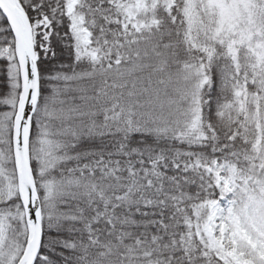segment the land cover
<instances>
[{
	"label": "snow or ice",
	"instance_id": "1",
	"mask_svg": "<svg viewBox=\"0 0 264 264\" xmlns=\"http://www.w3.org/2000/svg\"><path fill=\"white\" fill-rule=\"evenodd\" d=\"M0 264H264V0H0Z\"/></svg>",
	"mask_w": 264,
	"mask_h": 264
}]
</instances>
